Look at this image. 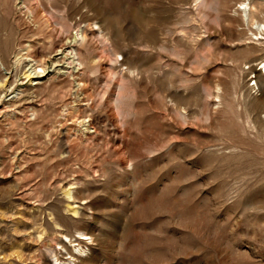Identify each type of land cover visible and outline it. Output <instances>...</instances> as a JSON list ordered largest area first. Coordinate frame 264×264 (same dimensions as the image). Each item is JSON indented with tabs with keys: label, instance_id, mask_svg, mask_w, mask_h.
<instances>
[{
	"label": "rangeland",
	"instance_id": "1",
	"mask_svg": "<svg viewBox=\"0 0 264 264\" xmlns=\"http://www.w3.org/2000/svg\"><path fill=\"white\" fill-rule=\"evenodd\" d=\"M263 63L264 0H0V264H264Z\"/></svg>",
	"mask_w": 264,
	"mask_h": 264
},
{
	"label": "bare ground",
	"instance_id": "2",
	"mask_svg": "<svg viewBox=\"0 0 264 264\" xmlns=\"http://www.w3.org/2000/svg\"><path fill=\"white\" fill-rule=\"evenodd\" d=\"M24 0H17V6H21L22 3H23ZM240 11L243 12V15H244V18L248 19L249 18V15H250V7L249 5L247 4H243L241 6V8H239ZM84 35V34H83ZM83 38V37H82ZM77 39V38H76ZM84 40V38H83ZM74 42V41H73ZM69 43V42H68ZM77 43V42H76ZM75 51H72L70 48H64V50H61L60 52H58L54 58L52 59L53 60V69H54V73L56 72H59L61 73V71L64 70L63 67H61L59 64L60 63H66V61L68 62V66H70L71 68H74L73 66L75 65V62H76V59H77V56H76V53H74ZM29 67V66H28ZM46 70L42 69V68H38L37 66H35L34 64L30 65L29 67V70H28V73L26 75V78H40L42 77L41 74L42 73H45ZM260 71H263V74H264V63L260 69ZM41 79H38V82L40 81ZM38 85V83H37ZM12 93V92H11ZM14 93V92H13ZM17 96V95H16ZM16 96L13 94H10L8 95V92L5 91V87H4V92L2 94V98L0 99V102H2V99L4 98H7V99H11V98H16ZM9 99V100H10ZM10 102V101H9ZM2 113V112H0ZM81 241V240H80ZM82 243V241H81Z\"/></svg>",
	"mask_w": 264,
	"mask_h": 264
}]
</instances>
